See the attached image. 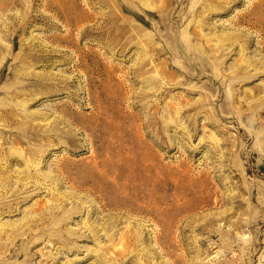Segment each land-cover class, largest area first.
I'll return each instance as SVG.
<instances>
[{"label":"rangeland","instance_id":"obj_1","mask_svg":"<svg viewBox=\"0 0 264 264\" xmlns=\"http://www.w3.org/2000/svg\"><path fill=\"white\" fill-rule=\"evenodd\" d=\"M0 264H264V0H0Z\"/></svg>","mask_w":264,"mask_h":264}]
</instances>
